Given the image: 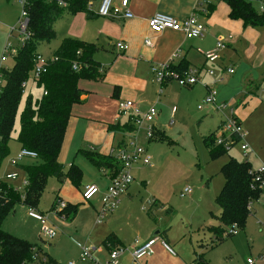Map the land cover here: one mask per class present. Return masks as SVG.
I'll list each match as a JSON object with an SVG mask.
<instances>
[{
  "label": "crops",
  "instance_id": "0c3cea01",
  "mask_svg": "<svg viewBox=\"0 0 264 264\" xmlns=\"http://www.w3.org/2000/svg\"><path fill=\"white\" fill-rule=\"evenodd\" d=\"M101 1L95 0L91 4L90 10L94 16L90 18V23L84 13L71 15L73 16L71 28L68 34H64V38L73 37L95 44L97 50L94 58L102 66L101 77L98 80L80 81L84 91L81 97L82 102L75 104L72 108L59 154V160L62 159L64 163L70 166L76 163L78 155L84 149L83 146L87 144H90L88 150L97 151L102 155L116 156L119 147L126 142L123 139L126 132L111 131L108 127L111 124H123L127 120L124 117H118L119 102L132 100L138 103L141 109L144 107L146 109L152 102L155 104L159 84L152 67L168 61L177 51L179 56L174 60L175 65L183 62L189 68L201 69L200 84L203 83L201 84L203 99L207 96L209 88L220 87L216 101H226L227 89L224 88L233 87L232 83L240 85L248 83L253 87V90H248L252 97L260 94L264 98V25L246 26L241 20L231 19L227 1L206 0L207 2L196 8L197 0H129L128 9L133 13L132 18L123 16L121 0H114L111 16L99 15ZM210 7H212L211 10ZM157 12L178 19L195 13L206 25V32L202 37L192 39L186 38L179 31L165 30L162 33H154L150 30L147 20ZM89 24L90 27H88ZM219 38H223L227 46L218 51L219 58L215 62H209L205 53L216 50ZM146 39L151 42L150 45L145 43ZM119 42L128 45V48L126 50L118 48ZM229 67H233L235 72L232 74L225 72ZM212 69L215 73L209 74L208 70ZM169 80H165L166 90L173 81ZM207 109L208 112L221 114L212 106H207ZM177 112L176 107L172 108V116H175ZM140 166L143 165H138L136 168L139 169ZM98 170L100 172V169ZM101 172L100 177L107 180L104 186H101L97 179L86 177L84 183L82 180L79 190L82 196L86 185L101 186L99 195L102 208L103 192L109 184L110 174L107 170H101ZM131 187L130 185L124 196H130ZM157 201V199H149L148 207L152 210L155 205L157 206ZM129 202L128 198L119 199L113 212L110 213L121 211L123 204L126 203V206ZM101 208L96 212L95 224L97 225L102 223H97ZM250 215L256 216L254 207ZM119 217L120 215L113 222L99 228L96 225L93 226L90 232L93 257L89 261L79 262L80 264H101L104 260L109 261L111 250L103 244V241L111 233H114L120 241L114 249L119 247L124 250L118 258V264H133V249L154 236L166 241L174 250V254L170 253L161 242H157L152 246L151 253L139 260V264H248V258H253L254 264H264L263 253H259L255 258L249 254L250 250L246 246L248 240L240 232L233 234L226 232L220 238L213 230L217 226L211 224L209 228L194 234L187 226L182 236H173L171 225L153 223L146 214V224L143 229L130 232L134 223L128 221L119 224ZM242 231L246 235L245 230ZM17 235L20 238L23 236L19 232ZM63 236L66 237L65 235L57 236L56 243H52L50 247L46 242L34 241V243L38 244L42 252L49 255L52 259L51 263L62 264L56 259L60 260L63 257L61 247L64 243ZM50 253L57 256H51ZM66 253L71 258L69 261H79V252L73 254L74 252L66 251Z\"/></svg>",
  "mask_w": 264,
  "mask_h": 264
},
{
  "label": "rangeland",
  "instance_id": "374dc122",
  "mask_svg": "<svg viewBox=\"0 0 264 264\" xmlns=\"http://www.w3.org/2000/svg\"><path fill=\"white\" fill-rule=\"evenodd\" d=\"M254 6L257 8L258 3H254ZM84 16L90 23V19L85 14ZM22 18L23 7L20 0H0V70L1 68L10 69L13 66L14 56L22 43V35L19 32V23ZM71 19L73 16L65 15L56 21L54 24L55 38L49 43L40 44L37 48L41 57H52L51 54L60 46L64 34H68V30H70ZM7 45H10L11 49L5 54ZM171 80L173 81L168 86V90L165 89V82L160 84L157 81L159 84L158 96L154 101L160 112L153 124L157 130L164 134V139L147 140L141 134L139 142L152 156L153 164L152 166H140L139 169L136 168L138 167L136 165L133 168L134 179L131 184L130 196L120 197V199L128 198L130 201L126 206V203L123 204V210H117L114 214L107 213L105 219H102V223L97 225L95 222L96 212L101 208L100 195H95L89 202L83 201L80 188L69 182L67 177L60 181L56 177L50 176L38 207L35 208L48 215L49 219L40 223L27 215L26 207L18 204L15 211L3 222L6 231L12 232L14 235L19 232L23 235L21 238H26L31 242H46L50 247L52 243H56L57 238L55 240L43 239L41 228L58 226L66 230L72 237L70 235L63 236L64 243L61 245L63 257L56 260L67 264L71 258L66 251L74 252L73 254L80 253L75 242L86 243L90 246L93 243L90 241V232L93 226L96 225L99 228L106 223H111L119 215V224L128 221L134 223L133 228L129 227L130 232L143 229L146 224L145 214L149 215L153 223L171 225L173 236H182L187 226L193 234L209 228L211 224L218 226L221 208L216 202V197L225 182L224 176L220 173L223 164L230 158H235L239 161H249L253 169L264 165V98L260 94L252 97L248 90H253V87L248 83L243 85L232 83L233 87L224 88L227 89L226 96H228L226 101L224 100L228 104L224 113L229 115L232 108L233 113L241 120L245 136L226 153L213 160L208 153L204 139L207 136L218 135L222 120L221 114L208 112L207 105L203 109H198V105L203 104L201 86L203 83L199 82L189 88L180 86L174 79ZM213 88L219 91L220 87ZM41 94L42 89L36 86L31 71L19 104L14 130L8 142L9 153L3 158L0 165L1 177L11 173H16L19 176L17 181L8 179L5 181L15 187H20L23 193L25 187H22L21 183L27 177V172L22 166L34 163L35 159L24 157L21 161L17 160L16 164H11L10 159H16L22 149L17 140L21 112L29 100L35 102ZM150 105H146L147 108L144 107L142 110H147ZM175 107L178 112L172 116V108ZM130 137L131 135L126 133L123 139L129 141ZM245 142L249 146L247 156L242 151V145ZM83 148L88 150L90 144ZM58 161L63 165L64 172L67 174L70 165L64 163L62 159L59 160V157ZM75 164L82 167L79 166L83 172V183L86 181V177L97 179L98 183L102 184L101 186L107 182L104 177H100L101 170L99 172L98 168L96 169L82 152L78 155ZM188 185L193 188V192L182 197L181 193ZM149 192L150 195H148ZM58 197L66 205L70 203L76 206V216L73 219L64 220L57 214L59 208L56 207L55 202ZM149 199L158 200L157 206L155 205L152 210L148 207ZM164 206L166 207L163 208ZM169 206L172 207V211L167 212L166 208ZM253 207L256 210V216L248 217L244 229L246 235L242 230L235 228V231L247 238L246 246L250 250L249 254L255 258L259 253H263L264 256V205L259 200ZM137 225L139 227H136ZM47 246L46 248H49ZM50 254L51 256L56 255ZM105 261H102L101 264L106 263Z\"/></svg>",
  "mask_w": 264,
  "mask_h": 264
},
{
  "label": "trees",
  "instance_id": "16d2710c",
  "mask_svg": "<svg viewBox=\"0 0 264 264\" xmlns=\"http://www.w3.org/2000/svg\"><path fill=\"white\" fill-rule=\"evenodd\" d=\"M95 0H69L67 7L59 5L57 0H29L23 6L27 12L28 37L22 40L21 46L14 56L10 69L0 70V165L9 153L8 142L14 130L15 119L24 92L25 83L35 65L37 48L42 43H49L55 38L54 24L65 15L84 13L87 18L94 16L90 10ZM230 7L229 16L241 20L246 26H263L264 12L258 11L251 0H225ZM212 7H210V10ZM97 50L95 44L81 39L66 37L52 56L56 61L47 66L46 72L34 79L36 86L42 89V94L33 102L29 100L21 112L20 130L17 140L21 148H27L38 153L35 162L22 166L27 172L28 185L23 192L15 191L12 184L2 182L4 193L0 195V264H51L52 259L42 252L38 244L20 238L3 228V222L14 212L18 204L37 208L50 176L63 181L67 177L73 185L80 187L83 172L72 163L67 174L58 161L64 141V136L75 104L82 102L83 89L81 80H98L101 77V63L94 58ZM76 66V67H74ZM169 71L184 74L189 67L181 62L172 63ZM111 131L133 130V125L125 123L109 125ZM153 139H164V134L155 128ZM231 147L240 140L232 136ZM205 146L211 159H217L228 149L218 144L216 136H207ZM84 156L98 169L107 170L115 176L122 168L120 161L112 155H102L93 150H82ZM254 169L249 161H239L230 158L220 169L224 176V185L216 197L221 208L220 226L214 227V233L223 237L230 227L244 230L247 219L252 213L253 203L260 198L261 191L253 186ZM61 198L56 199V206ZM172 207L167 208V212ZM66 219L76 216V206L68 203L60 212ZM226 227L228 229L226 230ZM229 234V233H228ZM75 242V241H74ZM77 245V242H75ZM103 244L113 250L120 244L118 237L111 233ZM43 258L46 261H43Z\"/></svg>",
  "mask_w": 264,
  "mask_h": 264
},
{
  "label": "built area",
  "instance_id": "2783aa9c",
  "mask_svg": "<svg viewBox=\"0 0 264 264\" xmlns=\"http://www.w3.org/2000/svg\"><path fill=\"white\" fill-rule=\"evenodd\" d=\"M29 0H20L22 7ZM59 5L63 7H67L69 4V0H57ZM254 3H258V11L264 12V0H251ZM207 2L206 0H197L196 8H199L203 3ZM129 0H121L122 12L125 18H132L133 13L128 9ZM114 0H102L98 9V14L101 16L109 17L113 13ZM117 11V10H116ZM118 12V11H117ZM148 26L151 31L154 33H162L165 30L179 31L184 34L186 38H199L202 37L206 32V25L202 22L197 14H191L183 19L175 18L171 15L157 12L153 14L147 20ZM27 24H28V16L25 8L23 7V18L19 23V32L21 33L22 40L27 38L29 35L27 33ZM145 43L150 45L151 42L146 39ZM226 43L223 38H219L216 50L206 52L205 56L209 62H215L219 58L218 51L226 48ZM117 47L120 49L126 50L128 45L123 44L122 42L117 43ZM11 49L10 45L5 47L4 53L6 54ZM179 56V52H175L166 62L159 63L152 67L153 72L156 75V80L163 84L165 80L174 79L178 82L179 85L184 87H192L195 84L201 81V69L197 67L189 68L183 75L179 74L175 71H169V67L174 60ZM57 57H46L43 58L39 54L35 57V65L32 70V75L34 79H38L40 75L47 70V66L56 61ZM76 67V66H74ZM228 74H232L235 72L233 67H229L226 69ZM209 74H214L215 71L208 70ZM1 84V82H0ZM27 82L25 83L26 87ZM218 95V90L215 88H209L207 96L203 99V104L198 105V109H203L205 105L214 107L217 111H219L222 115V120L220 122L219 133L216 136V141L218 144H223L227 149L231 148L232 136L237 135L240 139H243L245 136V132H243L242 123L239 117L233 113L231 108L230 114L226 115L224 113L227 108V102H217L216 98ZM175 111V109H173ZM159 114L158 109L155 104H151L147 110H142L138 103L132 100H121L118 105V117H124L133 125V130L128 132L131 135L129 141H126L119 147L118 153L115 158L120 161V165H122L121 170L115 176L110 174V181L105 191L103 192L102 197V208L97 217V223L101 222L102 219L105 218L107 213L113 212L115 206L118 204L121 196L127 193L130 185L133 182L134 176L132 174V170L136 165L143 166H152V156L147 152L146 148L139 142V138L141 134H143L144 138L150 140L153 136V132L155 130L154 119ZM242 151L244 155L249 154V146L245 142L242 145ZM24 157H29L32 159L38 158V153L36 151L22 148L18 157L16 159H10L11 164H16V161H21ZM253 174V186L261 191L260 198L255 201L262 202L264 205V165L258 169H254ZM19 176L16 173L7 174L4 177L0 176V195L4 193V189L2 187V182H6L8 179L10 181H17ZM29 181L28 178L25 177L22 181V187H27ZM15 191L21 192L20 187H15ZM25 191V190H24ZM101 192L100 187L96 184L86 185L82 191V199L83 201L89 202L93 199V197ZM193 192V188L191 186H186L181 196L189 195ZM253 203V204H254ZM23 205V204H22ZM24 206V205H23ZM66 206L63 201H59L57 204V214L66 220V217L60 212ZM27 208V215L39 221L40 223H44L49 219L48 215L38 211L34 207L25 206ZM43 238L46 240L55 239L59 235H68V233L61 229L58 226L54 228L42 227L40 230ZM229 234L236 233L235 227H230ZM161 242L163 246L172 254H174V250L172 247L163 239L158 236H154L148 241L137 245L132 251L133 264H139V260L144 256L151 253L152 246ZM77 246L80 249L79 261H69L67 264H80L85 261H89L92 256V248L82 243H77ZM123 248H115L110 252V259L105 264H118V258L123 253ZM43 261H46L43 258ZM80 262V263H79ZM248 264H254L255 260L253 258L247 259ZM33 264H41L39 262H35Z\"/></svg>",
  "mask_w": 264,
  "mask_h": 264
},
{
  "label": "bare ground",
  "instance_id": "6f19581e",
  "mask_svg": "<svg viewBox=\"0 0 264 264\" xmlns=\"http://www.w3.org/2000/svg\"><path fill=\"white\" fill-rule=\"evenodd\" d=\"M23 36V35H22Z\"/></svg>",
  "mask_w": 264,
  "mask_h": 264
}]
</instances>
